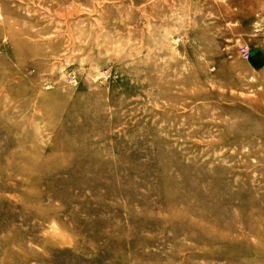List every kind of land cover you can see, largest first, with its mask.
Here are the masks:
<instances>
[{
	"label": "rangeland",
	"instance_id": "obj_1",
	"mask_svg": "<svg viewBox=\"0 0 264 264\" xmlns=\"http://www.w3.org/2000/svg\"><path fill=\"white\" fill-rule=\"evenodd\" d=\"M0 264H264V0H0Z\"/></svg>",
	"mask_w": 264,
	"mask_h": 264
}]
</instances>
